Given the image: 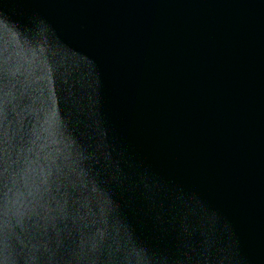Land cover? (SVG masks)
I'll return each mask as SVG.
<instances>
[{"label":"water","instance_id":"obj_1","mask_svg":"<svg viewBox=\"0 0 264 264\" xmlns=\"http://www.w3.org/2000/svg\"><path fill=\"white\" fill-rule=\"evenodd\" d=\"M0 264H264V0H0Z\"/></svg>","mask_w":264,"mask_h":264}]
</instances>
